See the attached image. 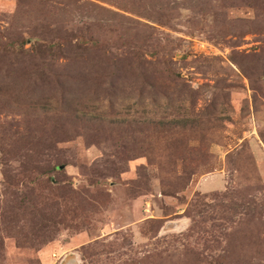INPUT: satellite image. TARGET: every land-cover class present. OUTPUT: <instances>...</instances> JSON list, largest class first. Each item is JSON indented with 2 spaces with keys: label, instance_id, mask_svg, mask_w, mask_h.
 <instances>
[{
  "label": "rangeland",
  "instance_id": "374dc122",
  "mask_svg": "<svg viewBox=\"0 0 264 264\" xmlns=\"http://www.w3.org/2000/svg\"><path fill=\"white\" fill-rule=\"evenodd\" d=\"M0 264H264V0H0Z\"/></svg>",
  "mask_w": 264,
  "mask_h": 264
},
{
  "label": "trees",
  "instance_id": "16d2710c",
  "mask_svg": "<svg viewBox=\"0 0 264 264\" xmlns=\"http://www.w3.org/2000/svg\"><path fill=\"white\" fill-rule=\"evenodd\" d=\"M91 5H92L94 8L97 7V5H93V4H91ZM55 47H56V46H55ZM55 47H54V48H55ZM49 48H52V44L49 45ZM78 48H80V47H78Z\"/></svg>",
  "mask_w": 264,
  "mask_h": 264
}]
</instances>
